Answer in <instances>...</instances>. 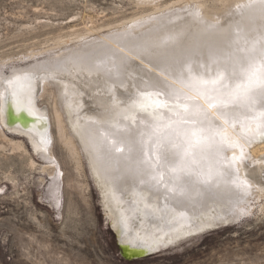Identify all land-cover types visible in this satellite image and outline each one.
Returning a JSON list of instances; mask_svg holds the SVG:
<instances>
[{"label": "bare ground", "instance_id": "6f19581e", "mask_svg": "<svg viewBox=\"0 0 264 264\" xmlns=\"http://www.w3.org/2000/svg\"><path fill=\"white\" fill-rule=\"evenodd\" d=\"M262 2L264 0H235L229 5L222 2L212 11L200 0H187L185 8L165 14L160 21L156 18L130 28L122 27L45 61L0 72V92H4L6 81L14 75L57 63L71 69L67 74L57 75L55 80H37L35 106L46 115V126L32 121L23 112L17 116L13 108L0 112V149L4 153L21 151L26 155V166L30 170L39 168L52 174L55 171L52 119L59 138L75 157L77 169L83 168L81 158H86L106 219L117 233L121 253L129 260L156 251L154 241L163 239L158 250L166 249L188 236L234 221L239 211L246 209L251 197L260 199L264 195L263 187L248 173L253 168L264 169V131L257 130L260 122L252 118L264 113V108L258 106V96L252 101H241L238 118L234 116L225 123L227 118L220 116L206 97L222 99L213 81L224 80L233 87L243 84L245 81L241 79L225 78L230 72L246 69L249 63L264 70V57L258 54L264 43ZM93 29L89 27L88 31ZM159 40L169 41L167 54L174 67L191 69L190 75L186 71L183 84L175 75L162 76L160 68L133 51L139 44ZM110 49L129 60H120ZM85 54L90 56V66L76 67L75 62ZM37 75L47 76V73L37 71ZM153 76L166 79L172 85V88L159 89L164 92L161 99L168 101L171 110L157 112L151 100L139 96L142 82L152 80ZM190 80L198 81L199 88L188 86ZM50 88L57 92L52 98L51 110L40 103L42 93L53 96ZM141 103L145 108L136 106ZM177 103L187 105L188 112L207 110L223 126H213V131H220L240 145L218 153L211 139L206 138L202 148L189 150L185 171L198 182L192 189L190 204L179 208L171 203L165 207L163 190L184 187L178 185L181 165L179 161L167 159L166 153L161 151L165 145L172 149L180 142L183 124L189 121L185 109L175 107ZM245 104L249 105L251 115L246 113ZM253 104L257 106L252 107ZM97 122L116 127H100ZM245 126L250 141L240 135ZM45 127L51 141L47 146L40 139ZM94 135L103 139L105 149L98 151L93 147ZM118 146L124 147L122 152L115 151ZM234 155L240 159L234 161L230 172L222 174L224 158L232 160ZM36 156L53 164L38 167ZM145 164L150 165L146 176ZM10 170L3 171L1 179L19 191L23 183ZM133 174L138 178L134 179ZM141 179H154L161 191L145 193L147 200L140 198L137 193L142 187ZM181 211L187 215L181 217ZM260 212H264V202ZM168 240L172 243L168 244Z\"/></svg>", "mask_w": 264, "mask_h": 264}, {"label": "rangeland", "instance_id": "374dc122", "mask_svg": "<svg viewBox=\"0 0 264 264\" xmlns=\"http://www.w3.org/2000/svg\"><path fill=\"white\" fill-rule=\"evenodd\" d=\"M234 1L200 0L212 11ZM186 2L0 0V72L45 61L122 27L160 21ZM50 90L53 96L42 93L40 103L51 110L57 92ZM50 127L54 164L36 159L38 167L53 164L52 174L30 170L21 151L0 149V264H264V195L251 197L239 217L219 229L188 236L153 256L127 259L108 225L86 158L77 169L52 119ZM5 170L23 183L19 191L1 179ZM248 173L264 189V169Z\"/></svg>", "mask_w": 264, "mask_h": 264}, {"label": "snow or ice", "instance_id": "6c2138e0", "mask_svg": "<svg viewBox=\"0 0 264 264\" xmlns=\"http://www.w3.org/2000/svg\"><path fill=\"white\" fill-rule=\"evenodd\" d=\"M262 10H264V2L261 4ZM169 47L168 40H159L154 43H143L137 45L133 51L138 57L149 60L150 63H154L156 67L161 69V75L165 73L169 76L175 75L177 80L180 83H184V76L186 74L190 75L191 69H178L173 66V62L167 54ZM113 55L120 58L122 61H128L129 57H124L122 53L115 52L114 50H109ZM258 54L261 57H264V43H261ZM90 56L85 54V56L80 57L78 61L75 62L76 67L81 65L90 66ZM119 66V65H117ZM99 67V66H97ZM37 71L47 73V76H38ZM71 71L70 68L66 67L63 64H53L47 67H41L38 70L26 71L19 75H14L11 79L6 81V89L4 92H0V112L5 111L6 108H13L16 110L17 116L22 112L29 116L32 121L45 125L47 123V117L35 106V97L38 91L37 80H43L45 78L55 80L57 75L67 74ZM149 75H152L149 73ZM236 80L241 79L245 81L243 84L232 85L224 82V80L213 81L215 90L221 93L222 99L216 101L215 97L208 96L206 99L210 102L212 108H215L216 112L220 116L225 117V123L232 117L238 118L237 109L240 107L241 101H252L254 97H259V107L264 108V70L256 69L251 63L248 64L246 69H242L239 73L230 72L228 77L225 80ZM188 86L193 88H199L200 84L198 81L190 80ZM156 89V91H147V89ZM161 88H172L171 84H168L166 79H161L159 77L153 76L152 80H144L142 82V88L139 90V96L151 100V106L155 111L160 109L171 110V106L168 101L161 99L164 96V92L160 91ZM178 91V90H173ZM155 98V99H153ZM137 107L143 109L145 105L143 103L136 105ZM257 105L253 104L252 107ZM176 108H184L186 115L189 117V121H185L183 124L182 139L176 146L172 149H168L165 145L161 149L162 152L166 153V158L172 161H179L180 168L177 173L178 185H183L184 187H177L169 191L165 188L163 191L166 193L165 196V207L171 203L176 207H184L190 204L192 201V189L196 186L198 182L194 177L185 171L186 159L189 155V150H196L197 148L203 147V142L206 138L211 139L212 143L215 145V148L218 153L228 152L234 148L239 147L240 145L236 141L229 140L223 133L220 131H213V126L223 127L219 124V120L209 113L207 110L196 109L193 112L187 111V105L177 103ZM244 109L248 115H251V111L248 104H245ZM158 118L156 116L153 117ZM253 119L259 120L258 131H264V113H261L259 116H253ZM134 120V117H133ZM98 126H108L115 128L116 125H103L99 124ZM206 126V127H202ZM247 128L245 126L244 131L240 135L246 140L250 141V137L246 135ZM219 137V139H217ZM41 143L45 146L51 143L48 139L47 128L45 127L40 133ZM93 147L96 150L105 149L106 146L104 141L98 135L93 136ZM114 147V146H113ZM243 152L241 151V157ZM240 159V157L233 156L232 160H227L224 158V167L222 169V174H226L231 171L233 163L235 160ZM149 164H145V176L147 175V170ZM134 179L138 178L133 174ZM140 191L137 195L147 200L148 196L145 193L151 194L154 190L161 191L158 187V182H155L154 179H141ZM139 187V185H138ZM181 217L187 215L186 212H179ZM157 245V250L160 245L164 243L163 239L153 242ZM168 244H171L172 241L168 240ZM152 245L150 244L149 247Z\"/></svg>", "mask_w": 264, "mask_h": 264}, {"label": "water", "instance_id": "95a60500", "mask_svg": "<svg viewBox=\"0 0 264 264\" xmlns=\"http://www.w3.org/2000/svg\"><path fill=\"white\" fill-rule=\"evenodd\" d=\"M103 212H104V210H103ZM104 215H105V213H104ZM105 217H106V216H105ZM106 220H107V219H106ZM108 225L110 226L112 232L114 233V235H115V237H116V239H117V241H118V237H117V233H116V231L112 228V226H111V224H110L109 222H108ZM225 225H226V224H225ZM222 226H224V225H219V226H217V227H215V228H212V229L206 230V231H204V232H202V233H206V232H210V231H213V230L219 229V228H221ZM118 244H119V242H118ZM164 250H165V249H159V250H156V251H153V252H149V253H146V254L142 255L140 258L148 257V256H153V255L158 254V253H160V252H162V251H164ZM136 259H139V258H136Z\"/></svg>", "mask_w": 264, "mask_h": 264}]
</instances>
